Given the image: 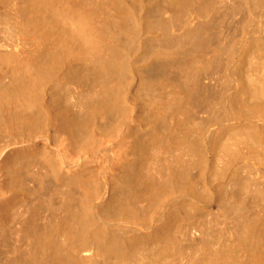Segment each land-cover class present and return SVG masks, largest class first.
Returning a JSON list of instances; mask_svg holds the SVG:
<instances>
[{
  "label": "bare ground",
  "instance_id": "bare-ground-1",
  "mask_svg": "<svg viewBox=\"0 0 264 264\" xmlns=\"http://www.w3.org/2000/svg\"><path fill=\"white\" fill-rule=\"evenodd\" d=\"M66 1L0 0V264H264V0Z\"/></svg>",
  "mask_w": 264,
  "mask_h": 264
},
{
  "label": "rangeland",
  "instance_id": "rangeland-1",
  "mask_svg": "<svg viewBox=\"0 0 264 264\" xmlns=\"http://www.w3.org/2000/svg\"><path fill=\"white\" fill-rule=\"evenodd\" d=\"M54 2H55V6H51V9H49L47 7L46 3H39L37 5H30L27 8V14L29 17L33 16V17H35V19H38L41 27H47L48 25L46 24V22H47V20H49V21H52L53 23H55L57 25V28H55L56 32H58L59 34H61V33L66 34V31H67L66 28H68L70 25V21L66 17H68V15L73 16V14L78 11V8L72 6L66 0H54ZM4 15H5L4 9L0 8V37L7 35L6 32L4 31V28H3L4 26L1 24V20L4 17ZM254 61H255V58L252 56V54L246 55L245 64L243 67V73H245L244 75L248 76V73L250 72V67L252 66ZM16 68H17V64L12 66L11 72L13 74H14V71L16 70ZM75 72H77V71H75ZM87 75H88L87 72L82 70L81 72L75 73L74 77L76 79H81V80L84 79V81H85V79L88 78ZM14 76L18 77L19 81L20 80L22 81V79H23V81L25 80V77L22 74L13 75L12 78H14ZM12 78H10V74H9L8 70L6 69L3 62L0 60V91H8V92L14 91L18 87V85H20L19 82L17 83V81L15 83H13ZM18 88H20V86ZM16 91H18V89H16ZM133 91H142V90H139L138 88H134ZM231 134H232V129H228L224 132V134L222 136H224L223 138H227ZM252 187H253L252 190L256 191V193L254 191L253 194H257L258 189L261 188L258 184L257 185L254 184ZM202 217H203V214L199 213L196 215L195 218H196V220H199ZM167 260L170 262H173V256L167 257Z\"/></svg>",
  "mask_w": 264,
  "mask_h": 264
}]
</instances>
